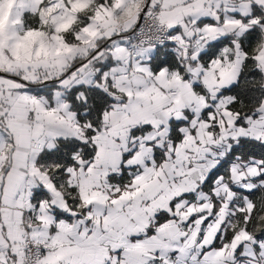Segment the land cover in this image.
Returning a JSON list of instances; mask_svg holds the SVG:
<instances>
[{
	"label": "snow or ice",
	"instance_id": "1",
	"mask_svg": "<svg viewBox=\"0 0 264 264\" xmlns=\"http://www.w3.org/2000/svg\"><path fill=\"white\" fill-rule=\"evenodd\" d=\"M0 264H264V0H0Z\"/></svg>",
	"mask_w": 264,
	"mask_h": 264
}]
</instances>
